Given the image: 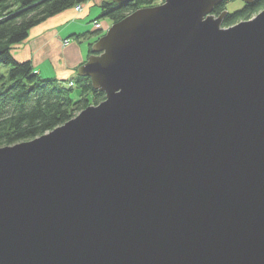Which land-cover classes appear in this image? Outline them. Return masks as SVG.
<instances>
[{
    "label": "water",
    "instance_id": "water-1",
    "mask_svg": "<svg viewBox=\"0 0 264 264\" xmlns=\"http://www.w3.org/2000/svg\"><path fill=\"white\" fill-rule=\"evenodd\" d=\"M222 1L113 23L76 70L104 100L0 148V264H264V9Z\"/></svg>",
    "mask_w": 264,
    "mask_h": 264
},
{
    "label": "trees",
    "instance_id": "trees-1",
    "mask_svg": "<svg viewBox=\"0 0 264 264\" xmlns=\"http://www.w3.org/2000/svg\"><path fill=\"white\" fill-rule=\"evenodd\" d=\"M86 1L0 0V148L43 136L74 118L88 105L104 100V93L94 90L89 78L77 74L65 80L43 78L30 60L17 61L12 52L28 38L31 29ZM229 1L223 0L216 5L213 14L219 15L226 10ZM154 5H157L156 0H133L124 4L102 0L100 18L107 17L115 23L139 8ZM262 9L264 0L243 3L241 8L226 13L222 26L249 20ZM92 33L88 53H91V44L104 34L98 29ZM74 89L79 90L75 100L72 98Z\"/></svg>",
    "mask_w": 264,
    "mask_h": 264
},
{
    "label": "crops",
    "instance_id": "crops-1",
    "mask_svg": "<svg viewBox=\"0 0 264 264\" xmlns=\"http://www.w3.org/2000/svg\"><path fill=\"white\" fill-rule=\"evenodd\" d=\"M83 12L84 10L76 12L75 8H71L34 27L28 34V38L12 51L14 58L17 61L30 60L39 75L43 70H47L46 67L39 66L40 63L50 60L52 65L47 72L51 73L52 77L55 75L59 77L58 80L72 77L79 64L85 60L88 47L83 48L79 43L80 31L71 33L76 36L69 39L71 34L66 30H70L76 22H82L81 19L77 21V18L81 14L84 15L86 11ZM67 38L68 43L62 44Z\"/></svg>",
    "mask_w": 264,
    "mask_h": 264
},
{
    "label": "rangeland",
    "instance_id": "rangeland-1",
    "mask_svg": "<svg viewBox=\"0 0 264 264\" xmlns=\"http://www.w3.org/2000/svg\"><path fill=\"white\" fill-rule=\"evenodd\" d=\"M162 1L163 0H156V4H160V3H162ZM101 2H102V0H88L85 3H83L81 6L80 5L76 6L75 7L76 12H79L81 10H84V12L86 11L85 13L83 12L84 15L81 14V16L79 18H77V21H79V19H81L82 22H76L71 27L70 30H68V29L66 30V32H69L70 34L76 32V31H80L79 37H81V38H79V43L83 46V48L85 46H87L88 50H89V43L92 42V36H94L93 35L94 33H92V31L95 29H98L99 31L105 32L113 24L112 20H110L107 17H101L100 18V12H101L100 4H101ZM242 4L243 3L241 0H231L226 4V11L231 13L234 10L241 8ZM90 9H92V10L90 11ZM88 11H90V13H87ZM71 23H73V22H71ZM70 34H68V36ZM75 36H76V34H71L69 36V39H72ZM67 43H68V38L66 40H63L62 44L66 45ZM92 45L93 44H91V46ZM89 54L90 53H87L86 58L88 57ZM86 58H85V60H86ZM50 65H52L50 60H49V62H41L39 66L46 67L47 70H43V72H41L40 74L42 75L43 78H50L51 77L52 79L58 80L59 77H56L55 75L52 77L51 73L47 72V71H49ZM79 65H81V63ZM2 70H4V69H2ZM75 73L72 77L75 76ZM72 77L68 76L65 79H70ZM72 96H73L72 98L74 100L77 99L79 97V90L74 89L72 91Z\"/></svg>",
    "mask_w": 264,
    "mask_h": 264
},
{
    "label": "bare ground",
    "instance_id": "bare-ground-1",
    "mask_svg": "<svg viewBox=\"0 0 264 264\" xmlns=\"http://www.w3.org/2000/svg\"><path fill=\"white\" fill-rule=\"evenodd\" d=\"M91 105H93V104H91ZM89 106V105H88Z\"/></svg>",
    "mask_w": 264,
    "mask_h": 264
},
{
    "label": "built area",
    "instance_id": "built-area-1",
    "mask_svg": "<svg viewBox=\"0 0 264 264\" xmlns=\"http://www.w3.org/2000/svg\"><path fill=\"white\" fill-rule=\"evenodd\" d=\"M78 8V7H77Z\"/></svg>",
    "mask_w": 264,
    "mask_h": 264
}]
</instances>
